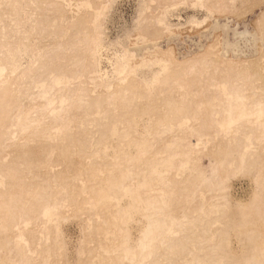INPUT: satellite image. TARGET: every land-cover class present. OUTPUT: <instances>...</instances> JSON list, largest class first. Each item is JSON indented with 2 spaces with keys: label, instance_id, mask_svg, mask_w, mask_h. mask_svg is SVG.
Returning a JSON list of instances; mask_svg holds the SVG:
<instances>
[{
  "label": "bare ground",
  "instance_id": "bare-ground-1",
  "mask_svg": "<svg viewBox=\"0 0 264 264\" xmlns=\"http://www.w3.org/2000/svg\"><path fill=\"white\" fill-rule=\"evenodd\" d=\"M116 1L0 0V264H264V8L225 55L158 45L264 0H138L123 40Z\"/></svg>",
  "mask_w": 264,
  "mask_h": 264
},
{
  "label": "rangeland",
  "instance_id": "rangeland-1",
  "mask_svg": "<svg viewBox=\"0 0 264 264\" xmlns=\"http://www.w3.org/2000/svg\"><path fill=\"white\" fill-rule=\"evenodd\" d=\"M137 1L138 0H117L116 1V3L113 5L112 9H110L108 13V16L109 15L110 16L107 20L106 32L109 38L115 39L120 36L119 38L123 40V37H124L123 30H125V27L129 28L131 26V20L133 18L132 16H134V13H135V7H136ZM263 8H264V4H261L260 6L255 7L248 14L246 13L245 16L242 15L243 17L240 16L241 18L239 17L237 19H236V16H234V13L233 14L227 13V15H225L226 13L223 15H218L216 17L210 18V20L206 24L202 25L201 27L193 28L194 30L187 26L181 27L179 30L175 31L176 34L173 35L171 38L162 37L160 40H158V45L163 49H165L168 45H173L177 59H182V58H185L187 56H190L192 54H195L201 51L207 45V43L212 40L214 33L215 34L219 33L221 37V47H222L221 54L225 55V50H226L225 44L228 41L234 42V41L240 40L239 37L234 35V31L242 32L246 29L252 34L256 33L254 29L253 21L255 20L257 15L260 13L261 9ZM176 13L174 16L170 17V21L172 20L171 21L172 23H177V22L183 23L185 17L189 15H196L199 18L204 16V11L200 9L194 10L191 8H188V9L180 8ZM215 22H218L221 27L215 29L214 28ZM224 24L226 25V27L222 26ZM260 42L261 41L258 39L255 41L257 45ZM240 45H242L241 41H240ZM103 64L106 65V62H104ZM207 163L208 162L206 159L202 160V164L204 166H206ZM250 192H251V185H250L249 180H247L246 178H242V177L232 180V195L236 200L237 199L246 200ZM69 221L67 222H69L70 224L66 222L65 225L63 226V229H64V233L66 236V241L68 244V253L69 255H71V257L72 256L74 257L75 248L78 247L79 238L77 237L80 236V229H79V225L76 224L74 220H69ZM66 227H68V229Z\"/></svg>",
  "mask_w": 264,
  "mask_h": 264
}]
</instances>
